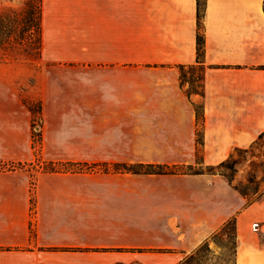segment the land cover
I'll return each mask as SVG.
<instances>
[{
	"label": "crops",
	"instance_id": "crops-1",
	"mask_svg": "<svg viewBox=\"0 0 264 264\" xmlns=\"http://www.w3.org/2000/svg\"><path fill=\"white\" fill-rule=\"evenodd\" d=\"M203 1L197 63V0H42L47 63L0 64V264H180L233 217L264 264V191L207 171L264 133V0Z\"/></svg>",
	"mask_w": 264,
	"mask_h": 264
},
{
	"label": "rangeland",
	"instance_id": "rangeland-1",
	"mask_svg": "<svg viewBox=\"0 0 264 264\" xmlns=\"http://www.w3.org/2000/svg\"><path fill=\"white\" fill-rule=\"evenodd\" d=\"M22 2L23 0H0V8L9 5H20ZM45 60V58L40 57L33 61L3 58L0 59V64L34 67L41 63H47ZM201 69V66H192L181 70V82L186 85L187 91L199 88L201 84ZM31 82L32 78L28 77L21 83V87H24V84L28 85ZM30 106L33 109L32 119L38 120L40 116L36 102H31ZM37 123L41 126L40 121ZM33 126H35V122L32 121V132H34L33 141L38 144L39 137L38 135L36 136L37 132L34 131ZM35 129L37 130V128ZM35 147L37 149V145H35ZM233 155L236 160L235 171L227 168H221L218 171L229 177L233 176L232 184L247 193L245 198L248 201L253 200L264 191V137L261 140H258L255 147L250 151L239 150L235 151ZM39 156V152H37L32 162H29V164L25 162L24 164L18 165L29 168L32 167L36 170L37 167H42V161ZM14 165L18 166L17 164ZM46 168H50V166L46 165ZM233 253L234 239L232 228L230 225H227L216 235L212 236L208 242L202 243L197 247L181 264H233Z\"/></svg>",
	"mask_w": 264,
	"mask_h": 264
},
{
	"label": "trees",
	"instance_id": "trees-1",
	"mask_svg": "<svg viewBox=\"0 0 264 264\" xmlns=\"http://www.w3.org/2000/svg\"><path fill=\"white\" fill-rule=\"evenodd\" d=\"M204 1L197 0V27L198 32L196 36V59L197 63H201L203 56V37L200 32L201 18L203 16ZM41 40H42V0H23L20 5H9L0 8V59L11 58L15 60L33 61L37 60L41 54ZM200 87V86H199ZM198 91V89L192 90ZM37 104V103H36ZM38 109L39 106L37 105ZM32 109V108H31ZM33 111V109H32ZM201 117L200 111L197 109V118ZM263 134L259 136V140L263 138ZM236 160L233 153L224 161L220 162L215 167L207 168L208 172L218 171L221 168H227L235 171ZM124 169L132 172H152L157 173H194L197 171L195 166L177 167V166H145V165H128L123 166ZM223 175L227 181L232 184L233 176L229 177L226 174L218 171ZM240 194L244 197L247 193L233 184ZM227 225L232 228V235L234 239L235 217L231 218L223 227ZM218 231V232H219ZM217 232V233H218ZM216 233V234H217ZM215 234V235H216ZM206 243V242H205ZM183 262V261H182ZM181 262V263H182ZM180 263V264H181Z\"/></svg>",
	"mask_w": 264,
	"mask_h": 264
},
{
	"label": "built area",
	"instance_id": "built-area-1",
	"mask_svg": "<svg viewBox=\"0 0 264 264\" xmlns=\"http://www.w3.org/2000/svg\"><path fill=\"white\" fill-rule=\"evenodd\" d=\"M38 121L41 122V119L40 118H38V120L33 119V122H35V126H33V129H34L35 132H37L36 136L38 135V137H39L41 126L39 125V123H37ZM35 128H37V130ZM33 135H34V132H33ZM254 225H256V224H254Z\"/></svg>",
	"mask_w": 264,
	"mask_h": 264
}]
</instances>
